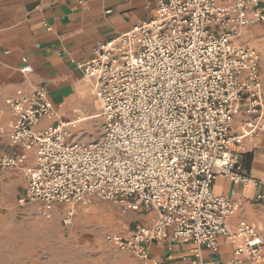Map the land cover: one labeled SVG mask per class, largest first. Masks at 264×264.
Masks as SVG:
<instances>
[{
    "label": "built area",
    "instance_id": "2783aa9c",
    "mask_svg": "<svg viewBox=\"0 0 264 264\" xmlns=\"http://www.w3.org/2000/svg\"><path fill=\"white\" fill-rule=\"evenodd\" d=\"M256 3L161 0L153 20L97 44L77 66L103 118L98 139L76 141L77 122L38 129L56 116L45 87L7 99L16 116L9 138L15 151L0 150V175L22 173L20 203L42 204L47 218L53 205L66 206L65 228L73 225L76 205L95 199L123 213H155L149 226L105 236L143 264H157L148 245L168 238L193 243L198 259L202 246L217 251L223 239L235 247L237 264H264V227L232 228L235 207L213 190L218 177L252 181L242 173L244 148L233 147L264 134L261 56L240 43L245 29L264 20Z\"/></svg>",
    "mask_w": 264,
    "mask_h": 264
},
{
    "label": "crops",
    "instance_id": "0c3cea01",
    "mask_svg": "<svg viewBox=\"0 0 264 264\" xmlns=\"http://www.w3.org/2000/svg\"><path fill=\"white\" fill-rule=\"evenodd\" d=\"M160 1L0 0V150L7 154L15 151L9 138L16 116L6 100L19 90L31 94L45 87L48 91L56 116L43 119L38 129L63 121L77 122L75 133L78 127L85 133L94 130L93 123L79 126L77 119L100 111L77 63L89 60L97 44L114 40L139 22L153 20ZM218 2L232 4L234 0ZM256 2L255 9L264 8V0ZM240 43L264 56V20L245 29ZM26 67L32 71L24 73ZM243 121L242 117L235 121L233 134H240ZM233 148H244L242 173L252 181L243 185L218 177L213 190L216 196L233 203L235 214L229 219L232 228L247 224L260 229L264 227V200L258 201L256 196L264 193V134L246 137L241 147ZM13 176L18 173L5 171L0 180L10 182ZM152 215L141 217L149 222ZM194 247L193 243L173 242L171 238L148 245L157 264H191L194 260L237 264L235 247L223 239L217 251L202 246L199 259L192 253Z\"/></svg>",
    "mask_w": 264,
    "mask_h": 264
},
{
    "label": "rangeland",
    "instance_id": "374dc122",
    "mask_svg": "<svg viewBox=\"0 0 264 264\" xmlns=\"http://www.w3.org/2000/svg\"><path fill=\"white\" fill-rule=\"evenodd\" d=\"M261 75L264 84L262 53ZM89 123L95 129L85 133L78 127L76 141L99 138L103 118L79 126ZM8 171L18 176L10 182L0 180V264H143L133 254L106 243L105 236H126L138 224H152L151 217L146 222L141 217L145 213H123L118 205L95 199L76 205L73 225L65 228L62 220L66 206L53 205L46 218L43 205L21 204L26 180L20 171Z\"/></svg>",
    "mask_w": 264,
    "mask_h": 264
},
{
    "label": "bare ground",
    "instance_id": "6f19581e",
    "mask_svg": "<svg viewBox=\"0 0 264 264\" xmlns=\"http://www.w3.org/2000/svg\"><path fill=\"white\" fill-rule=\"evenodd\" d=\"M101 117V114L100 113H93V114H87V115H83V116H80L78 120L79 124L81 123H85V122H88V121H95L97 119H99Z\"/></svg>",
    "mask_w": 264,
    "mask_h": 264
}]
</instances>
